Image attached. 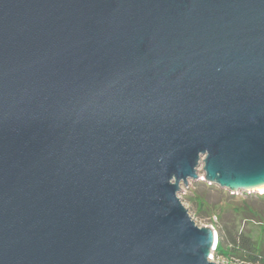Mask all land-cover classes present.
I'll return each instance as SVG.
<instances>
[{
  "label": "water",
  "instance_id": "1",
  "mask_svg": "<svg viewBox=\"0 0 264 264\" xmlns=\"http://www.w3.org/2000/svg\"><path fill=\"white\" fill-rule=\"evenodd\" d=\"M199 177L264 182V0H0V264H223Z\"/></svg>",
  "mask_w": 264,
  "mask_h": 264
},
{
  "label": "rangeland",
  "instance_id": "2",
  "mask_svg": "<svg viewBox=\"0 0 264 264\" xmlns=\"http://www.w3.org/2000/svg\"><path fill=\"white\" fill-rule=\"evenodd\" d=\"M249 191L222 188L201 177L180 186L178 195L196 224L211 225L216 232L215 261L264 264V193Z\"/></svg>",
  "mask_w": 264,
  "mask_h": 264
},
{
  "label": "bare ground",
  "instance_id": "3",
  "mask_svg": "<svg viewBox=\"0 0 264 264\" xmlns=\"http://www.w3.org/2000/svg\"><path fill=\"white\" fill-rule=\"evenodd\" d=\"M247 188H250L253 191L257 190V191H259L261 193H264V182L258 183V184H254L253 186L251 185V186H249Z\"/></svg>",
  "mask_w": 264,
  "mask_h": 264
},
{
  "label": "trees",
  "instance_id": "4",
  "mask_svg": "<svg viewBox=\"0 0 264 264\" xmlns=\"http://www.w3.org/2000/svg\"><path fill=\"white\" fill-rule=\"evenodd\" d=\"M217 248H218V251H221L219 243H218ZM250 258H251L252 260H257V259H258V257H257V256H254V255H252Z\"/></svg>",
  "mask_w": 264,
  "mask_h": 264
},
{
  "label": "built area",
  "instance_id": "5",
  "mask_svg": "<svg viewBox=\"0 0 264 264\" xmlns=\"http://www.w3.org/2000/svg\"><path fill=\"white\" fill-rule=\"evenodd\" d=\"M242 191H245V192L247 193V191H246V190H242ZM248 192H251V191H248Z\"/></svg>",
  "mask_w": 264,
  "mask_h": 264
}]
</instances>
